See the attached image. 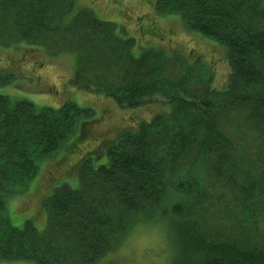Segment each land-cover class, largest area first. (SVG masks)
<instances>
[{
    "label": "trees",
    "instance_id": "trees-1",
    "mask_svg": "<svg viewBox=\"0 0 264 264\" xmlns=\"http://www.w3.org/2000/svg\"><path fill=\"white\" fill-rule=\"evenodd\" d=\"M75 1L0 0V43L67 53L75 87L122 109L160 111L124 129L108 164L82 159L79 188L63 185L44 200L40 234L11 224L7 200L28 188L39 159L76 133L88 140L92 110L68 100L37 112L0 95V260L96 264L127 217L148 205L172 217L174 264H264V0H156L162 18L179 15L221 47L230 65L221 87L211 66L197 79L199 67L186 61L172 78L163 71L172 55L137 57L132 37Z\"/></svg>",
    "mask_w": 264,
    "mask_h": 264
},
{
    "label": "rangeland",
    "instance_id": "rangeland-1",
    "mask_svg": "<svg viewBox=\"0 0 264 264\" xmlns=\"http://www.w3.org/2000/svg\"><path fill=\"white\" fill-rule=\"evenodd\" d=\"M75 3L78 10L89 8L100 21L117 25L122 36L132 37L137 57L146 49L164 57L172 55L163 64V71L168 70L172 78H177V74L185 70V67L181 68V64L188 65L184 61L197 67L196 71L199 67L201 73L197 79L207 76L205 73L209 72V66L213 69L217 86L221 87L228 78L230 65L221 47L191 33L179 15L162 18L156 10V0H76ZM6 41L0 43V95L6 96L10 104L25 100L39 112L46 108L57 109L72 100L78 106L92 110L88 140H80L76 133L59 153L39 159L38 173L28 188L7 200L11 224L21 230L33 224L41 234L48 224L44 200L63 185L79 188L78 165L82 159L89 158L95 168L108 164L107 149L116 144L124 129L136 122L149 120L160 109L151 110L146 106L134 111L122 109L114 100L72 84L76 72L74 57L67 53L52 56L45 48L30 43L20 44L12 38ZM178 55L183 56V60ZM197 60L202 64H197ZM71 148L74 151L69 153ZM101 261L104 264H121L110 254L96 264H101ZM0 264L36 263L32 260H0Z\"/></svg>",
    "mask_w": 264,
    "mask_h": 264
},
{
    "label": "clouds",
    "instance_id": "clouds-1",
    "mask_svg": "<svg viewBox=\"0 0 264 264\" xmlns=\"http://www.w3.org/2000/svg\"><path fill=\"white\" fill-rule=\"evenodd\" d=\"M176 253L172 217L160 207L145 205L127 217L110 256L121 264H174Z\"/></svg>",
    "mask_w": 264,
    "mask_h": 264
}]
</instances>
